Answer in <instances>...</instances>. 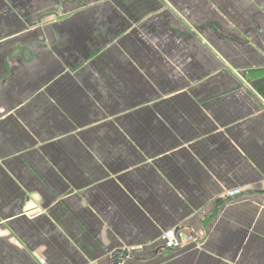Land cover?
<instances>
[{"label": "crops", "instance_id": "obj_1", "mask_svg": "<svg viewBox=\"0 0 264 264\" xmlns=\"http://www.w3.org/2000/svg\"><path fill=\"white\" fill-rule=\"evenodd\" d=\"M115 254L264 264V0H0V264Z\"/></svg>", "mask_w": 264, "mask_h": 264}, {"label": "water", "instance_id": "obj_2", "mask_svg": "<svg viewBox=\"0 0 264 264\" xmlns=\"http://www.w3.org/2000/svg\"><path fill=\"white\" fill-rule=\"evenodd\" d=\"M178 232H179V229L176 228V229L174 230V234H175V239H176L177 242H179ZM125 256H126V254H123L122 256L119 255V254H115V255H113V257H112V259H111V264H120V262H121L122 260H124Z\"/></svg>", "mask_w": 264, "mask_h": 264}]
</instances>
